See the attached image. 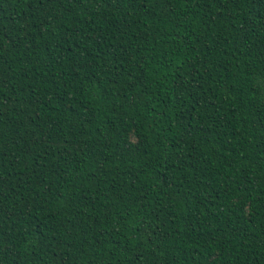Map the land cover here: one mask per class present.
I'll list each match as a JSON object with an SVG mask.
<instances>
[{
    "label": "trees",
    "instance_id": "obj_1",
    "mask_svg": "<svg viewBox=\"0 0 264 264\" xmlns=\"http://www.w3.org/2000/svg\"><path fill=\"white\" fill-rule=\"evenodd\" d=\"M0 264H264V0H0Z\"/></svg>",
    "mask_w": 264,
    "mask_h": 264
}]
</instances>
